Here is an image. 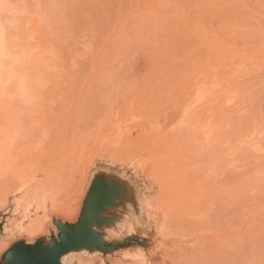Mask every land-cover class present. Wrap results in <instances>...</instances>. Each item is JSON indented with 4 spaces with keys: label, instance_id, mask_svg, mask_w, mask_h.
<instances>
[{
    "label": "rangeland",
    "instance_id": "rangeland-1",
    "mask_svg": "<svg viewBox=\"0 0 264 264\" xmlns=\"http://www.w3.org/2000/svg\"><path fill=\"white\" fill-rule=\"evenodd\" d=\"M30 3L22 38L58 63L44 146L0 162V262L102 176L139 205L69 264H264V0Z\"/></svg>",
    "mask_w": 264,
    "mask_h": 264
},
{
    "label": "bare ground",
    "instance_id": "bare-ground-1",
    "mask_svg": "<svg viewBox=\"0 0 264 264\" xmlns=\"http://www.w3.org/2000/svg\"><path fill=\"white\" fill-rule=\"evenodd\" d=\"M31 1L0 0V162L6 153L13 151L20 155L29 152L34 147L42 148L47 139V88L53 81V74L50 71L54 69V66H57L58 60L54 56L55 54L51 52V49L30 48L28 47L30 42L22 38L25 35L21 34V30L25 27V24L23 25L24 27L22 26L23 18L26 19L25 16L29 13ZM37 5L39 6L38 3ZM47 6L46 8H49ZM43 16L39 17L38 27L45 26L50 18L48 14H45L48 19ZM47 23L50 22L48 21ZM194 94L195 91L193 90L187 99H191ZM184 102L185 100H181L177 103L180 106ZM87 194L82 199L83 204ZM131 198L132 196L130 195L129 199L123 202L117 201L114 204V208L112 207L109 210L111 214L121 205V210L124 211L125 215L122 217L124 219L116 223L118 230L127 219L133 218L132 213L134 211L131 203L139 205V201L135 197L134 199ZM83 204H81L78 218L73 224L77 223ZM113 226L114 224L106 227L104 233L113 234L118 231L113 229ZM34 243L32 240L28 244L33 245ZM73 253L75 255L81 253L84 259H90L89 254L96 255V253L101 252L87 249L71 251L62 258L61 264H69L73 261L72 259L75 257Z\"/></svg>",
    "mask_w": 264,
    "mask_h": 264
},
{
    "label": "water",
    "instance_id": "water-1",
    "mask_svg": "<svg viewBox=\"0 0 264 264\" xmlns=\"http://www.w3.org/2000/svg\"><path fill=\"white\" fill-rule=\"evenodd\" d=\"M124 192L125 188L118 183L102 176L96 177L89 187L77 223L57 222L59 233L57 237H51V242L41 239L33 245L26 242L14 244L0 264H61L65 255L78 249L104 253L114 251L117 246L107 244L102 232L114 224L109 210L117 201H122Z\"/></svg>",
    "mask_w": 264,
    "mask_h": 264
}]
</instances>
